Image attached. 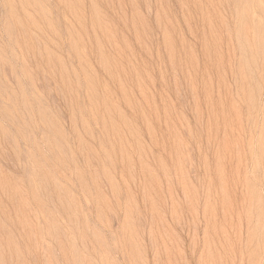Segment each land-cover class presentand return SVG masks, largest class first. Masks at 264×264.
Here are the masks:
<instances>
[{
  "label": "rangeland",
  "instance_id": "rangeland-1",
  "mask_svg": "<svg viewBox=\"0 0 264 264\" xmlns=\"http://www.w3.org/2000/svg\"><path fill=\"white\" fill-rule=\"evenodd\" d=\"M0 264H264V0H0Z\"/></svg>",
  "mask_w": 264,
  "mask_h": 264
}]
</instances>
